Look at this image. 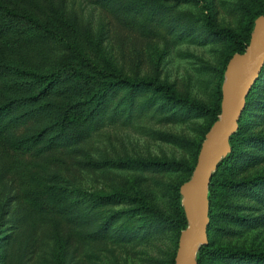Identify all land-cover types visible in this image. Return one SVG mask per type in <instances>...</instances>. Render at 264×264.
<instances>
[{
    "label": "rangeland",
    "instance_id": "374dc122",
    "mask_svg": "<svg viewBox=\"0 0 264 264\" xmlns=\"http://www.w3.org/2000/svg\"><path fill=\"white\" fill-rule=\"evenodd\" d=\"M207 3L217 27L240 35L264 6V0ZM206 13L203 3L180 0H0V70L69 75L36 104L52 101L42 114L0 131V264H170L182 234L173 223L175 188L192 178L210 124L196 104L213 106L221 70L238 54L230 58L236 44L205 27ZM73 68L81 80L70 81ZM100 69L169 86L174 98L155 86L121 87L101 102H85L84 88ZM10 79L3 76L0 89L17 97L4 88ZM65 115L60 135L47 132L29 152L12 148ZM242 123L239 156L220 179L263 184L257 193L218 186L211 242L264 252V73ZM160 160L181 165H145ZM52 183L80 192L63 197L49 191ZM118 192L145 203L96 205L89 197ZM78 196L85 203L74 205ZM78 204L85 218L72 220ZM104 221L113 222L109 231L93 236Z\"/></svg>",
    "mask_w": 264,
    "mask_h": 264
},
{
    "label": "trees",
    "instance_id": "16d2710c",
    "mask_svg": "<svg viewBox=\"0 0 264 264\" xmlns=\"http://www.w3.org/2000/svg\"><path fill=\"white\" fill-rule=\"evenodd\" d=\"M182 1H195L204 4V7L207 10V13L204 16L205 27L214 35H224L229 37L235 44L236 48L232 51L230 58L235 54H243L251 42L252 33L255 28L256 20L264 15V6L263 8L256 13H253L249 19V23L246 28V34L240 35L239 33L235 32L234 30L227 28V27H217L214 23L213 14L207 3V0H180ZM138 11H136V14ZM229 59L225 62L224 67L221 70L219 82H218V89H217V98L213 106H206L203 104H196L201 109L202 112L206 113L210 116V124L207 131L211 129L213 124L219 119L223 111V100H224V92H223V84L225 80V74L227 70ZM73 73L70 74V81L73 78L81 80L83 73L78 68H73ZM264 73V67L260 73L258 80L253 85L250 93L246 98V106L243 110L242 116L240 118V126L239 130L234 133L231 137L230 144L232 146L231 152L220 162L217 171L213 174V177L210 182L209 187V218L210 223L208 224L207 233L209 242L206 244L201 245L197 254V261L198 264H205L206 260L216 258L224 260L229 264H264V252H255L252 250L246 249H238V248H231L228 246H213L211 242V231L214 225V205H215V197L218 193L217 188L219 185H223L226 188H241L243 190H250L253 193L258 192V187L263 184L261 182L253 183L254 179L252 180H244L239 182H234L226 179H220V175L223 170L228 169L233 166L235 159L239 156L238 150V142L243 138L241 134V130L243 129V119L249 113V105L251 99L256 94V88L260 82V78ZM98 78H95V82L91 85L86 84L84 88L83 101L85 102H92V101H103L105 100V96L115 92L118 88L121 87H128L130 89L133 88H142L146 86H155L156 89L163 91L167 97L171 100L174 98L171 93V89L169 86L166 85H157L153 81H147L143 79H131L126 76H123L116 70L109 69L107 71L100 69L97 74ZM3 76H8L10 79L8 84H5L4 88L15 90L14 92H18L19 96L11 97L6 95L7 92H4L0 89V97H3L4 101L0 102V131L11 130L17 128L18 126L25 124L28 120L34 115L42 114L41 110L46 109L48 106H51L52 101H45L48 103H42L41 105L37 106L36 104L40 103L43 100L52 94V91L59 85L65 82L66 78H69L67 74H65L61 70H54L48 73H41L37 72L32 69H23L20 67H12L10 65H5L0 70V79ZM86 89V91H85ZM98 103V102H97ZM67 116L60 117L59 120L55 121L49 127H43L39 131L32 133L31 135L18 138L12 143V148L17 151H31L39 146L43 139L47 136V132H54L55 136L60 135L67 129ZM58 124V128L55 126ZM57 129V130H56ZM53 136V137H55ZM52 137V138H53ZM202 142L196 148V155L199 154ZM181 165V163H175L166 160L160 161H150L146 162L145 165L148 166H175ZM193 167L191 168V173L194 170ZM190 173V176H191ZM189 179V178H188ZM49 191L55 193H59L63 195V197H68L69 193H73L75 196L76 193L80 192L79 188L76 187H69L68 185H64L62 183H52L48 185ZM176 215L175 220L173 219V223L177 226L179 233L185 230L188 226L189 218L186 211L185 206L182 203L183 194L181 193V184L176 185ZM93 204L96 205H105L112 203V201H124L130 204H143L145 203L144 199L140 197H132L128 193L125 192H118V193H111V194H96L92 193L89 195ZM76 202L85 203L84 197L77 198V201L74 202V205H77ZM78 204V207H79ZM58 210H61V205L58 202L55 204ZM86 209H89L86 207ZM83 210V209H82ZM80 207L78 211L71 216L70 218L73 220L74 218H85L83 216H79V212L83 213ZM113 222L104 221L101 222L99 227L93 232V236L102 237L106 232L109 231L110 226ZM176 255H177V248L173 252L171 257L170 264H175L176 262Z\"/></svg>",
    "mask_w": 264,
    "mask_h": 264
},
{
    "label": "water",
    "instance_id": "95a60500",
    "mask_svg": "<svg viewBox=\"0 0 264 264\" xmlns=\"http://www.w3.org/2000/svg\"><path fill=\"white\" fill-rule=\"evenodd\" d=\"M264 67V15L256 20L251 42L227 65L223 111L208 131L192 178L181 188L189 222L182 231L175 264H198L197 254L208 239L209 187L222 159L231 151L230 138L246 106V98Z\"/></svg>",
    "mask_w": 264,
    "mask_h": 264
}]
</instances>
